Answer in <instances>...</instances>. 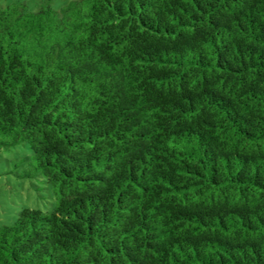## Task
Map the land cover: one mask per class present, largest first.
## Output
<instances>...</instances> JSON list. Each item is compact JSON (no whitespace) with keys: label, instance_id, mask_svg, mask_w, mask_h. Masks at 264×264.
Here are the masks:
<instances>
[{"label":"trees","instance_id":"1","mask_svg":"<svg viewBox=\"0 0 264 264\" xmlns=\"http://www.w3.org/2000/svg\"><path fill=\"white\" fill-rule=\"evenodd\" d=\"M24 144L56 204L0 264H264V0L0 5V150Z\"/></svg>","mask_w":264,"mask_h":264},{"label":"rangeland","instance_id":"2","mask_svg":"<svg viewBox=\"0 0 264 264\" xmlns=\"http://www.w3.org/2000/svg\"><path fill=\"white\" fill-rule=\"evenodd\" d=\"M76 0H0L3 7L24 4L29 13H38L49 3L55 11ZM33 152L27 144L0 150V228L14 225L24 209L52 212L55 199L48 183L41 177L20 178L32 158Z\"/></svg>","mask_w":264,"mask_h":264}]
</instances>
